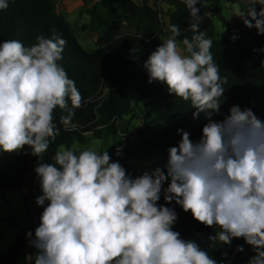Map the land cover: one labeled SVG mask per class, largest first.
Masks as SVG:
<instances>
[{
	"label": "clouds",
	"instance_id": "obj_1",
	"mask_svg": "<svg viewBox=\"0 0 264 264\" xmlns=\"http://www.w3.org/2000/svg\"><path fill=\"white\" fill-rule=\"evenodd\" d=\"M9 2L0 0V11ZM182 3L190 18L183 31L191 37L180 24H168L170 34L142 68L149 84L190 102L193 118L203 113L207 122L197 140L177 129L181 138L166 149V172L158 166L135 174L108 149L77 144L59 145L47 159L60 135L55 110L66 113L60 124L68 131L83 104L76 81L59 63L68 42L55 31L37 35L30 46L18 39L0 41V154L37 158L35 203L42 211L34 232L26 233L34 249L27 264H232L227 251L218 260L211 250L239 238L253 253L246 264H264V118L239 104L221 112L227 78L211 51L213 39L201 30L211 13L201 14L206 0ZM234 14L264 35V0H251ZM176 206L215 229L208 240L219 247L184 238L175 229ZM236 251L243 253L244 245Z\"/></svg>",
	"mask_w": 264,
	"mask_h": 264
},
{
	"label": "trees",
	"instance_id": "obj_2",
	"mask_svg": "<svg viewBox=\"0 0 264 264\" xmlns=\"http://www.w3.org/2000/svg\"><path fill=\"white\" fill-rule=\"evenodd\" d=\"M61 1L10 0L9 7L0 11V41L18 39L30 46L36 43L37 35L50 37L55 31L68 42L59 63L76 81L83 104L75 109L74 128L68 131L60 124V116L66 113L55 110L54 123L60 128V135L45 154L46 158L50 160L59 145L90 146L92 141H104L109 136V154L128 170V161L139 153L151 157L174 146L181 138L177 129L190 132L193 140L199 139L207 122L205 115L201 113L199 119H194L195 109L191 108L190 102L170 96L165 86L149 84L142 68L143 61L170 34L168 24H180L182 31L188 28L190 18L182 0H166L173 8L166 14L152 3L154 0H97L86 10L91 28L97 33V49L92 52L80 46L68 22L54 12ZM220 1L206 0L211 4ZM228 2L238 5L239 11H245L251 3L247 0ZM203 12L202 9L201 14ZM217 19L225 27L220 39L216 37V27L209 16L201 24V30L213 39L211 51L221 66V76L227 78L221 101L230 97L241 107H249L258 117L264 118V52L253 51L264 47V35H257L255 29L245 27L242 20L228 21L220 13H217ZM183 35L190 38L192 34L183 31ZM233 35L238 36L235 41ZM182 39L183 36L178 38ZM221 112L227 113L225 102ZM126 117H133L145 127L134 138L118 132V123ZM213 118L222 120L223 116L214 115ZM157 125L164 127L156 130ZM147 132L148 136L143 138ZM36 161V157L23 152L10 154L0 165V195L6 190L21 192L28 185H38L36 176L34 179L30 176ZM22 197L27 199L24 194ZM159 203H165L163 198ZM176 211L179 219L175 229L184 238H195L204 247H219L218 243L208 240L215 229L194 220L179 206ZM25 214L28 226L17 236L9 251L0 254V264H17L27 244L26 233L34 232L38 226L39 219L30 220L29 206H26ZM241 244L244 245L243 253L236 251ZM211 251L214 256H222L227 251L232 264H246L253 255L251 247L242 238L234 239L230 247Z\"/></svg>",
	"mask_w": 264,
	"mask_h": 264
},
{
	"label": "rangeland",
	"instance_id": "obj_3",
	"mask_svg": "<svg viewBox=\"0 0 264 264\" xmlns=\"http://www.w3.org/2000/svg\"><path fill=\"white\" fill-rule=\"evenodd\" d=\"M97 0H62L55 8L56 14H61L68 22L71 31L75 35L80 46L87 52H92L97 49L96 39L97 33L91 28L89 17L86 15V10L89 9ZM153 0H151L152 2ZM251 1V0H247ZM139 2V1H138ZM152 3L158 5L162 12L166 14L173 8L166 0H154ZM259 5L256 6L259 11ZM210 12L208 15L215 27L216 37L221 38V34L225 31L224 25L217 19V13H220L228 21L241 20L234 13L240 12L238 5H232L228 0H221L217 4H211L203 9ZM237 104L232 98H225L227 111L231 105ZM164 126L157 125L156 130H162ZM144 126L133 117L123 118L118 123V132L128 138H134L144 130ZM148 136V132L143 135V138ZM111 142L109 136L104 141L94 140L90 146H95L98 150H107ZM10 154H0V165L9 157ZM167 152H158L153 156L148 157L145 153H139L137 156L128 161V171L139 174L144 170H152L155 167H164L166 164ZM31 178H35V172L31 173ZM26 195L24 200L22 195ZM40 194L38 185H28L20 191L6 190L0 195V254L7 253L17 236L27 228V216L25 214L26 206L31 208L30 220L33 222L39 219L42 208L35 203L37 196ZM26 201V202H25ZM23 255L19 258L17 264H27L26 257L34 252V249L29 246L28 240L24 248ZM216 259H222V256H215ZM227 264V262H226Z\"/></svg>",
	"mask_w": 264,
	"mask_h": 264
},
{
	"label": "built area",
	"instance_id": "obj_4",
	"mask_svg": "<svg viewBox=\"0 0 264 264\" xmlns=\"http://www.w3.org/2000/svg\"><path fill=\"white\" fill-rule=\"evenodd\" d=\"M206 4L209 6L210 5V3H208V2H206Z\"/></svg>",
	"mask_w": 264,
	"mask_h": 264
},
{
	"label": "crops",
	"instance_id": "obj_5",
	"mask_svg": "<svg viewBox=\"0 0 264 264\" xmlns=\"http://www.w3.org/2000/svg\"><path fill=\"white\" fill-rule=\"evenodd\" d=\"M221 36H222V34H221Z\"/></svg>",
	"mask_w": 264,
	"mask_h": 264
}]
</instances>
